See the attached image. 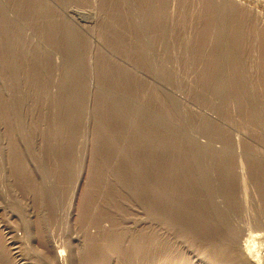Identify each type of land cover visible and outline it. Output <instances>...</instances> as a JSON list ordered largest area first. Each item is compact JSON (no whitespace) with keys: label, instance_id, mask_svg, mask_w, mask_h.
Masks as SVG:
<instances>
[{"label":"rangeland","instance_id":"374dc122","mask_svg":"<svg viewBox=\"0 0 264 264\" xmlns=\"http://www.w3.org/2000/svg\"><path fill=\"white\" fill-rule=\"evenodd\" d=\"M232 40L262 103L234 128ZM263 105L264 0H0V264H237L264 233Z\"/></svg>","mask_w":264,"mask_h":264},{"label":"bare ground","instance_id":"6f19581e","mask_svg":"<svg viewBox=\"0 0 264 264\" xmlns=\"http://www.w3.org/2000/svg\"><path fill=\"white\" fill-rule=\"evenodd\" d=\"M150 16V15H149ZM212 24V23H211ZM218 24V23H217ZM134 25V24H133ZM237 29V28H236ZM239 29V28H238ZM147 30V29H146ZM217 32V31H216ZM232 32V31H231ZM242 32V31H241ZM238 34V33H237ZM229 38V37H228ZM234 38V37H233ZM232 38V39H233ZM242 38V37H241ZM237 39H239V38H237ZM207 41V40H206ZM233 41V40H232ZM235 41V40H234ZM233 41V42H234ZM241 42V41H240ZM216 43V42H215ZM231 43V42H230ZM256 43V42H255ZM240 44V43H239ZM221 45V44H220ZM238 42H234V43H231L230 45H228V50H229V57L231 58L230 60H229V62H231V63H229V69L227 70V79H226V91H227V98H228V103H229V108H228V118H229V120H230V126L232 127V128H234L233 126L234 125H236V124H234L233 125V123H236L235 122V120L237 119V121H238V118H239V121L238 122H241V123H245V121L246 120H248V118L252 115V116H255L254 114H253V112H255L256 113V111H258L257 109H260V110H262V108H261V106L260 105H262V103L260 104V102L258 103H256L257 104V107H254L253 105H252V98L254 97L253 96V92H251L250 91V87L252 86L251 85V76L250 75H248L247 74V72L244 70V69H246V68H244L245 66V64H246V62H245V64H243V62H241L242 61V59H241V57L239 58V54H242V51H241V49L240 48H237L238 46ZM203 46V45H202ZM250 46V45H249ZM225 47V46H224ZM243 47V46H242ZM216 48V47H215ZM128 49V48H127ZM223 50V49H222ZM215 51V50H214ZM206 55V54H205ZM222 55H224V54H222ZM228 55V54H227ZM243 56H244V54H243ZM203 59V58H202ZM215 59V58H214ZM241 59V60H240ZM249 59V58H248ZM205 60V59H204ZM218 60V59H217ZM245 61V60H244ZM77 62V61H76ZM222 62V61H221ZM205 63V62H204ZM223 63V62H222ZM77 64V63H76ZM205 65V64H204ZM217 65H218V63H217ZM225 65V64H224ZM163 70V69H162ZM247 70V69H246ZM250 70V69H249ZM165 72V71H164ZM221 72V71H220ZM225 72V71H224ZM250 71H248V73H249ZM218 74V73H217ZM252 75V74H251ZM76 76V75H75ZM169 76V75H168ZM254 76V75H253ZM72 78V77H71ZM203 78V77H202ZM209 78V77H208ZM253 78V77H252ZM69 79V78H68ZM78 81V80H77ZM82 81V80H81ZM130 82V81H129ZM74 84H76V83H74ZM83 84V83H82ZM218 84V83H217ZM252 84H254V83H252ZM223 85V84H222ZM76 86V85H75ZM225 87V86H224ZM223 87V88H224ZM255 87V86H254ZM253 87V88H254ZM119 88V87H118ZM252 88V87H251ZM252 88V90H254ZM204 91V90H203ZM206 94V93H205ZM223 94V93H222ZM256 93H254V95H255ZM203 96V95H202ZM211 98V97H210ZM219 98V97H218ZM214 99V98H213ZM212 99V100H213ZM219 101V100H218ZM64 102V101H63ZM254 102H256L255 101V99H254ZM253 102V103H254ZM223 105V104H222ZM175 106V105H174ZM256 106V105H255ZM264 106V105H263ZM85 107V106H84ZM76 113V112H75ZM258 113V112H257ZM225 114V113H224ZM223 115V114H222ZM261 114H259V116H260ZM256 117V116H255ZM251 118V117H250ZM260 119H262L261 117H259ZM260 119H258V120H260ZM181 120V119H180ZM264 120V119H263ZM263 122V121H262ZM207 123V122H206ZM229 123H228V125H229ZM83 124V123H82ZM203 124V123H202ZM214 124V123H213ZM217 124V123H216ZM239 124V123H238ZM237 124V125H238ZM246 124V123H245ZM239 125H241V126H243L244 127V124L242 125V124H239ZM238 125V126H239ZM237 127V126H236ZM235 127V130L236 129H238V128H236ZM220 128V127H219ZM230 128V127H229ZM242 128V127H241ZM244 129V128H243ZM257 129V128H256ZM211 130V129H210ZM233 130V129H232ZM247 130V129H246ZM140 131V130H139ZM230 130H228V132H229ZM237 131V130H236ZM240 131H243L242 129H240ZM233 132H234V130H233ZM230 133V132H229ZM220 134V133H219ZM156 135V134H155ZM175 136H176V134H174ZM232 135H234V133L232 134V132H231V134H230V141L232 142V140L233 139H231V137H232ZM140 136V135H139ZM236 136H237V133H236ZM235 136V137H236ZM172 137V136H171ZM239 138V137H238ZM235 139H237V138H235ZM240 139V138H239ZM238 140V139H237ZM146 142V141H145ZM193 142V141H192ZM236 142V141H235ZM233 144H231V146H232ZM235 145H236V143H235ZM225 148V147H224ZM228 148L230 149V150H232V147H230V144H229V146H228ZM235 148V147H234ZM184 149V148H183ZM204 149V148H203ZM226 149V148H225ZM178 150V149H177ZM209 151V150H208ZM235 151V150H234ZM224 152V151H223ZM261 152V151H260ZM187 153V152H186ZM234 153V152H233ZM174 154V153H173ZM202 154V153H201ZM224 154V153H223ZM188 155V154H187ZM190 155V154H189ZM222 156V155H221ZM257 156V155H256ZM197 157V156H196ZM263 157V156H262ZM192 158V157H191ZM189 159V158H188ZM197 159V158H196ZM203 159V158H202ZM173 161V160H172ZM190 161H191V159H190ZM206 161V160H205ZM159 162V161H158ZM161 162V161H160ZM194 163V162H193ZM209 163V162H208ZM199 164V163H198ZM173 165V164H172ZM224 165V164H223ZM219 166V165H218ZM137 167V166H136ZM176 167V168H175ZM238 167V166H237ZM236 167V168H237ZM161 168V167H160ZM173 168V170L174 171H176V173H177V171H185V170H183V168L182 167H178V165H176V166H173L172 167ZM171 168V169H172ZM224 169V168H223ZM241 169V168H240ZM227 170V169H226ZM236 170V169H235ZM192 171V170H191ZM198 171V170H197ZM237 171V170H236ZM187 172V171H186ZM186 172L184 173V174H186ZM183 173V172H182ZM188 173V172H187ZM238 173V172H237ZM214 175V174H213ZM138 176V175H137ZM171 176V175H170ZM221 176V175H220ZM157 177V176H156ZM204 177V176H203ZM207 177V176H206ZM222 177V176H221ZM234 177V176H233ZM153 178V177H152ZM159 178V177H158ZM161 178V177H160ZM262 178H263V176H262ZM62 179V178H61ZM142 179V178H141ZM209 179H211V178H209ZM237 179V178H236ZM171 180V179H170ZM206 180V179H205ZM227 180V179H226ZM159 181V180H158ZM185 181V180H184ZM207 181H208V179H207ZM211 181V180H210ZM178 182V181H177ZM238 182V181H237ZM160 183V182H159ZM204 183V182H203ZM261 183V182H260ZM258 184V183H257ZM262 184V183H261ZM171 185V184H170ZM217 185V184H216ZM153 187V186H152ZM189 187V186H188ZM226 187V186H225ZM150 188V187H149ZM186 188V187H185ZM184 188V189H185ZM197 189V188H196ZM168 190V189H167ZM230 190V189H229ZM163 191V190H162ZM227 191V190H226ZM165 192H166V190H165ZM176 192V191H175ZM205 192V191H204ZM231 193V192H230ZM229 193V194H230ZM180 194V193H179ZM191 194V193H190ZM241 194V193H240ZM184 195V194H183ZM222 195V194H221ZM212 196V195H211ZM175 197V196H174ZM221 197V196H220ZM224 197V196H223ZM168 198V197H167ZM173 198V197H172ZM180 198V197H179ZM56 199V198H55ZM148 199H149V197H148ZM162 199H163V197H162ZM192 200V199H191ZM194 200V199H193ZM192 200V201H193ZM226 200V199H225ZM232 200V199H231ZM166 201V200H165ZM178 201H180V200H178ZM241 201V200H240ZM239 201V202H240ZM151 202V201H150ZM184 202V201H183ZM85 203V202H84ZM179 203V202H178ZM177 203V204H178ZM204 203V202H203ZM242 203V202H241ZM240 203V204H241ZM184 204V203H183ZM182 204V205H183ZM190 204V203H189ZM194 204H195V201H194ZM208 204V203H207ZM158 205V204H157ZM160 205V204H159ZM172 205V204H171ZM179 206L181 205V203H179L178 204ZM185 205V204H184ZM193 205V204H192ZM203 205V204H202ZM168 206V205H167ZM241 206V205H240ZM254 206V205H253ZM172 207V206H171ZM178 207V206H177ZM176 207V208H177ZM193 207V206H192ZM230 207V206H229ZM149 208V207H148ZM180 208V207H179ZM188 208V207H187ZM199 208V207H198ZM227 208V207H226ZM234 208V207H233ZM167 209V208H166ZM182 209H185V208H183L182 207ZM189 209H190V207H189ZM189 209H187L188 211H189ZM193 209H194V207H193ZM192 209V210H193ZM213 209V208H212ZM221 209V208H220ZM225 209V208H224ZM229 209V208H228ZM174 209H172V211H173ZM178 210V209H177ZM198 210V209H197ZM231 210V209H230ZM180 211V210H179ZM186 211V210H185ZM246 211V210H245ZM260 211V210H259ZM181 212H182V210H181ZM181 212H180V214H181ZM193 212H196V211H193ZM202 213V212H201ZM209 213V212H208ZM175 214V213H174ZM184 214V213H183ZM193 214V213H192ZM196 214V213H195ZM247 214V213H246ZM194 215V214H193ZM198 216L200 215V214H197ZM226 215V214H225ZM258 215V214H257ZM158 216V215H157ZM181 216V215H180ZM186 216V215H185ZM184 216V217H185ZM187 216H189V215H187ZM203 216H204V214H203ZM202 216V217H203ZM206 216V215H205ZM214 216V215H213ZM219 216V215H218ZM183 217V216H182ZM220 217V216H219ZM229 217H230V215H229ZM256 217H258V216H256ZM173 218V217H172ZM189 218V217H188ZM187 218V219H188ZM222 218V217H221ZM221 218H218L219 220L221 219ZM235 218V217H234ZM243 218V217H242ZM186 219V220H187ZM194 218H192V220H193ZM262 219V218H261ZM209 220V219H208ZM212 220H213V217H212ZM188 221V220H187ZM200 221H201V219H200ZM199 221V222H200ZM205 221V220H204ZM210 221V220H209ZM209 221H205L206 223H208ZM221 221V220H220ZM220 221H218V222H220ZM213 223L215 222H217V221H212ZM224 222H226V221H224ZM229 222V221H228ZM233 222V221H232ZM238 222V221H237ZM259 222V221H258ZM183 223V222H182ZM211 223V222H210ZM209 223V224H210ZM214 223V224H215ZM197 224H199V223H197ZM231 224V223H230ZM241 224V223H240ZM239 224V225H240ZM193 225V224H192ZM200 225V224H199ZM204 225V224H203ZM205 225H207V224H205ZM211 226L210 227H207V226H202V227H197L196 228V232H197V235H198V237L199 238H205V239H209V240H211L213 243H215V245L218 247V245H222V246H224L225 248H226V250L227 249H230V248H233L232 250L233 251H235V248H236V246H235V240L232 238V236L231 235H233V233H231L230 231H232V230H229V228H227V227H223L225 230H223V229H221V228H215V226L213 227V228H211L212 227V223L210 224ZM217 225V224H216ZM219 225V224H218ZM222 225V224H221ZM243 225V224H242ZM201 226V225H200ZM261 226V225H260ZM185 227V226H184ZM221 227V226H220ZM58 228V227H57ZM189 228V227H188ZM261 228V227H260ZM184 229V228H183ZM239 229V228H238ZM242 231V230H241ZM240 232V231H239ZM235 234V233H234ZM251 237H252V240H257V238H259V240H264L263 238H264V233H255V234H251ZM262 238V239H261ZM247 239H250V238H247ZM247 239H246V241H247ZM252 240L250 241V240H248L247 242H245L244 243V245L242 244L241 245V243H240V245H239V248H238V250L237 251H235V252H237L236 253V256L237 257H235L234 259H236L237 260V264H264V256L260 253L261 252V250H260V252L256 249L255 250V243L254 242H252ZM258 242H260V241H258ZM218 244V245H217ZM258 244H260V243H258ZM259 246V245H258ZM258 246H256V248L258 247ZM221 247V246H220ZM165 248V247H164ZM222 248V247H221ZM225 248H223V249H225ZM219 249V248H218ZM237 249V248H236ZM231 250V251H232ZM232 251V252H233ZM62 252V251H61ZM228 252V251H227ZM259 252V253H258ZM225 254H226V252H225ZM223 255V254H222ZM211 256V255H210ZM225 256V255H224ZM231 256H233V255H231ZM228 257V256H227ZM226 257V258H227ZM64 258V257H63ZM233 258V257H232ZM221 259H223V258H221ZM227 259H229V258H227ZM233 259V260H234ZM209 260V259H208ZM216 260V259H215ZM224 260V259H223ZM230 260V259H229ZM236 260H235V263H236ZM219 262V261H218ZM225 262V261H224ZM230 262H231V260H230ZM230 262H228V264H230ZM234 262V261H233ZM232 262V263H233ZM60 264V263H59ZM212 264V263H211ZM219 264V263H218ZM234 264V263H233Z\"/></svg>","mask_w":264,"mask_h":264}]
</instances>
